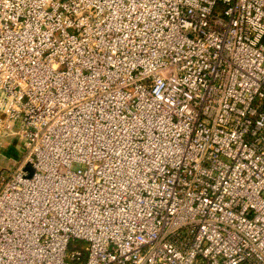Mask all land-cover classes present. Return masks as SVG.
Listing matches in <instances>:
<instances>
[{"label":"built area","instance_id":"obj_1","mask_svg":"<svg viewBox=\"0 0 264 264\" xmlns=\"http://www.w3.org/2000/svg\"><path fill=\"white\" fill-rule=\"evenodd\" d=\"M10 134L0 264H264V0H0Z\"/></svg>","mask_w":264,"mask_h":264},{"label":"rangeland","instance_id":"obj_2","mask_svg":"<svg viewBox=\"0 0 264 264\" xmlns=\"http://www.w3.org/2000/svg\"><path fill=\"white\" fill-rule=\"evenodd\" d=\"M3 142L9 145V147L3 149L0 147V175L6 176L7 171L14 167L15 162L21 158L25 151L23 146L15 141L14 136L11 134L7 136ZM80 167H82V165L79 163H74L72 165L73 169H78ZM1 183L2 179L0 180V186Z\"/></svg>","mask_w":264,"mask_h":264},{"label":"trees","instance_id":"obj_3","mask_svg":"<svg viewBox=\"0 0 264 264\" xmlns=\"http://www.w3.org/2000/svg\"><path fill=\"white\" fill-rule=\"evenodd\" d=\"M87 243L81 240H74L71 242V250L80 249L85 257L87 255Z\"/></svg>","mask_w":264,"mask_h":264},{"label":"crops","instance_id":"obj_4","mask_svg":"<svg viewBox=\"0 0 264 264\" xmlns=\"http://www.w3.org/2000/svg\"><path fill=\"white\" fill-rule=\"evenodd\" d=\"M8 147H9V145L4 144L1 148L3 149V148H8Z\"/></svg>","mask_w":264,"mask_h":264}]
</instances>
